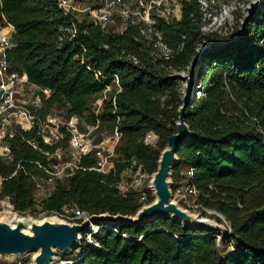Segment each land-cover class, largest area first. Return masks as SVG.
<instances>
[{
  "label": "trees",
  "instance_id": "obj_1",
  "mask_svg": "<svg viewBox=\"0 0 264 264\" xmlns=\"http://www.w3.org/2000/svg\"><path fill=\"white\" fill-rule=\"evenodd\" d=\"M178 2V17L157 8L151 11L153 25L165 40L173 46L182 41L162 60L151 58L149 40L129 19L116 28L115 23L123 21L119 16L101 25L84 10L64 11L58 0H0V19L3 13L14 25L13 43L6 52L9 67L25 71L37 86L50 87L49 95L32 109L41 116L74 114L80 128L97 118L95 141L116 127L120 134L114 145L119 154L112 155L115 176L127 159H133V168L138 163L149 172L156 168L160 149L176 130L164 124L177 115L168 104L176 109L181 102L169 67L187 64L204 38L221 44L203 58L198 81L204 94L187 106L185 120L193 132L180 142L172 174L180 160L191 166L201 203L229 222L232 250L221 251L229 240L223 235L217 240L218 229L185 226L169 216L158 215L141 225L98 220L92 241L81 238L62 253L75 258L70 264H264V0L254 13L244 15L236 38L202 30L198 0ZM106 83L110 87L103 96ZM61 128L63 136L56 142L44 141L35 126L17 127L5 136L10 155L0 156V197L8 195L14 209L49 211L77 203L91 212H116L131 206L136 210L152 199L141 201L140 190L133 186L118 192L110 184L113 178L107 177L111 171L90 167L95 150L80 154L71 172L55 177L52 189L35 198V177L45 178L44 167L56 159L55 149L69 146L70 132ZM147 129L159 133L153 143L141 141ZM69 157L63 152L62 158ZM199 209L222 220L215 212Z\"/></svg>",
  "mask_w": 264,
  "mask_h": 264
},
{
  "label": "built area",
  "instance_id": "obj_2",
  "mask_svg": "<svg viewBox=\"0 0 264 264\" xmlns=\"http://www.w3.org/2000/svg\"><path fill=\"white\" fill-rule=\"evenodd\" d=\"M134 6H130V0H101L98 5L84 4L82 7H78L71 3L69 0H58V4L64 11L84 10L87 15L96 23L101 25L106 24L112 20L113 16H119L123 19L122 23L118 24L117 28L124 26V20L129 19L132 22H136L138 26V32L143 38H146L150 42L149 54L152 59H168L172 56L174 50L181 46L182 41H179L175 46L171 45L165 40L160 32L154 25V17L151 14L153 8H157L160 12L165 13L158 8L163 2L162 0H133ZM210 0H198L201 10V29L205 30V24L207 18L204 14V10ZM174 11L175 16L180 15L179 2L176 3ZM169 12V9H167ZM168 14V13H165ZM73 30V27H71ZM14 32L13 23L1 13L0 19V156L6 158L9 156V145L5 140L6 135H11L15 132L17 127L27 128L35 126L37 132L41 135L42 139L46 142H56L63 136L64 126L66 130L70 132L68 142L72 147V156L69 158H62L57 151L60 147L55 149L56 159L51 162L49 167H44L46 171L45 178L35 177L33 196H41L53 187L55 177H61L68 174L73 170L76 163V157L80 154L91 152L95 150L96 157L93 159L92 165L97 170L109 171L112 166L111 163L106 165V162L110 159L114 151V145L119 137V130L115 127L105 138L95 141L92 131L98 125V119L96 118L94 123L87 124L86 128H80L77 124V116L71 114L65 118L55 113H46L44 116L36 113L32 106L39 105L42 97H47L50 92L48 86H37L28 81L25 71H19L9 67L6 57L7 49L12 45V33ZM72 34V33H71ZM202 40H206L205 38ZM200 40V41H202ZM198 41L195 45L196 51L201 48L203 44ZM195 51V52H196ZM136 61V57L131 55ZM95 74L97 72L95 71ZM113 81L117 88H119L117 75L114 74ZM27 88L25 90L24 88ZM110 87V83H106L103 88V96L105 90ZM26 91V92H25ZM102 96L97 97L96 103L100 104ZM33 146H36V141L33 139H27ZM110 140L111 142H107ZM154 140L152 132L147 131L144 136V142H150ZM47 152V151H46ZM99 152H102L98 155ZM128 166H133V159H127ZM140 168V164L137 165ZM184 171L187 175V179L184 183L176 186V191H181L185 195L184 204H180L192 208H204L199 200V189L192 182L193 170L190 165L185 164ZM3 178L0 175V181ZM129 186L118 187L117 190L120 193H125ZM173 195V190H172ZM139 197H144L140 194ZM174 197V195H173ZM6 202L9 203V196L4 195ZM175 198V197H174ZM176 199V198H175ZM177 200V199H176ZM46 211V210H44ZM54 212L55 215L67 217L71 220L80 221L87 217L91 211L80 206L77 203H65L59 209L49 210ZM47 211V212H49ZM97 222H90L89 227L82 232L80 238H85L89 241L93 240V232L98 228ZM220 235L217 234V240ZM233 247V245L231 244ZM75 260L72 256H65L62 253L57 254L56 251L53 255L51 264H70ZM13 261L14 264H32V258L17 257ZM1 264V263H0Z\"/></svg>",
  "mask_w": 264,
  "mask_h": 264
},
{
  "label": "water",
  "instance_id": "obj_3",
  "mask_svg": "<svg viewBox=\"0 0 264 264\" xmlns=\"http://www.w3.org/2000/svg\"><path fill=\"white\" fill-rule=\"evenodd\" d=\"M260 3L261 0L255 1L249 9V14L254 13ZM240 32L241 28L234 33L233 38L238 37ZM220 45L204 43L189 62L182 102L177 108L176 130L168 135L166 144L158 156L157 166L149 178V186L154 193L152 200L142 203L133 213L104 210L91 212L80 221H69L55 214L34 218L14 209L16 214L13 217H0V256L14 257L33 250L32 264H51L56 250L65 252L76 246L80 242L81 233L89 227V223L98 220L109 222L125 220L141 225L145 220L161 215L169 216L185 226L224 228L217 219L202 215L180 204L172 195L170 179L171 166L178 158L176 153L178 146L193 132L185 120V115L187 106L196 96L197 76L203 58L207 51ZM214 212L224 219L220 212Z\"/></svg>",
  "mask_w": 264,
  "mask_h": 264
},
{
  "label": "rangeland",
  "instance_id": "obj_4",
  "mask_svg": "<svg viewBox=\"0 0 264 264\" xmlns=\"http://www.w3.org/2000/svg\"><path fill=\"white\" fill-rule=\"evenodd\" d=\"M69 1L71 3H73V4H75L78 7H82L84 4L90 2V0H69ZM93 1H97V0H93ZM162 1L163 2L161 4H163V6L161 7V10L164 11L165 13H168V14H174V11L172 9H175L176 3L178 2V0H162ZM255 1H257V0H210V2L207 4V6H206V8L204 10V14H205V16L207 18L206 19L207 22L205 24V30L214 31L219 36H228L229 37L231 34L234 35V33L240 28V24H241V22L243 20L244 15L247 12H249V9L253 6ZM129 4H130V6L133 7L134 6V1L130 0ZM167 9H169V12L167 11ZM115 24L117 26H119L118 25L119 23H115ZM200 43L201 44L206 43L208 45H213L211 42H209V39L208 40L207 39L206 40H202V41H200ZM195 51H196V49H195ZM194 54L190 57V59H189L187 64H185L183 66H180V67H175V66H170L169 67V71L176 75V80L178 81L177 89L181 93V95H180L181 102H182V95L184 93V88H185V85H186V75L188 73V65H189V62H190L191 58L194 56ZM200 78H201V71L199 72V74L197 76L196 96L204 94V91L199 89L200 82L198 80ZM24 89L27 90L26 87ZM196 96H195V98H196ZM181 102L178 104V106L181 104ZM170 106H171V104H168V109L171 111V113H172V110H175L177 112L178 106H177L176 109L173 108V105L171 107ZM177 115H178V112H177ZM177 115H176L174 121H171L170 119H168L164 123L165 126L170 125V126H173L176 129L175 122L177 120ZM84 122H85V120H84ZM147 131L152 132V134L154 136V140L159 134L158 131H156L154 129H147L143 133L142 140H141L142 142H144V136H145V133ZM108 134L109 133L103 134L100 137V139L105 138ZM100 139H98V140H100ZM154 140L152 142H154ZM166 141H167V139H166ZM107 142H111V141L108 140ZM161 149H160V151H161ZM57 151L60 153L61 156H62L63 152H65L67 155H69L71 157L73 150H72L71 146H67L66 148H60ZM160 151H159V154H160ZM101 153L102 152H99L98 155H100ZM176 153H177L178 158H179V153L177 151H176ZM113 154L114 155H118L119 153L113 151ZM159 154H158V156H159ZM112 155H111L110 159L106 162V165L109 164V163L112 164V166L109 169V171H111V172H108V175H107L108 178H113V180H112V182L110 184L115 186L116 189L118 187H121V184L123 186H133V187L137 188L138 190H140V193L143 194V196H144V197H139V199L141 201L147 200V198L149 196H151L152 199H153L154 193L152 191V188L149 186V178H150L151 173H152L153 170L151 172H149L147 170V168L143 167L142 164L138 163V164H140V168H138V166H137L138 164H136L135 168H133V166H128V168H126L127 166H125L118 173V175L115 176L114 173L112 172V169H113V167L115 165L114 158H112ZM8 157L9 156H7L6 158H8ZM77 157H76V159H77ZM129 158H131V157H129ZM157 161H158V157H157V160H156V166H157ZM185 164H187V163L182 161V160H180L179 164H178V167H177V172L175 174H172V166H173V164L171 166L170 179H171V181H172L173 178L175 179V187L179 186L182 183H184L186 181V179H187V175H186V173L184 171ZM105 172H107V171H105ZM173 195L177 199L178 202H181L182 204H184L182 201L184 200L185 195H183L181 191H176L174 189L173 190ZM39 197L40 196H38V195L36 196V198H39ZM146 202H149V201H146ZM146 202H144V203H146ZM10 206L12 207V204H11L10 201H9V203H7L5 198L0 197V217L7 216L8 212L12 211V209H10ZM132 207L133 206H131L130 209H128L126 211L124 210L123 212L133 213L135 210H132ZM104 210L105 209H103V210L101 209V211H104ZM191 210L197 211V212H199L202 215H205V216H208V217L216 219L213 216H209L207 214H203L199 208L192 207ZM205 210L208 211V212L216 211V210H214L212 208H209V207H207ZM94 212H100V211H94ZM19 213L24 214V215H30V216H32L34 218H41V217H44V216L54 215V212H51V211L47 212V211H44V210L40 209L39 207L35 211H24V212L19 211ZM60 217H62V216H60ZM63 218L71 221V219H69L67 217H63ZM96 222L97 221H94V223H96ZM219 222L222 225H224V228H219L218 230H219L220 233H217V234L223 235L227 240H229L227 245H223L221 247V251L223 253H228V252H230L232 250V246H231L232 242L230 241V239H228L229 238L228 233L230 231L229 222L225 218L222 219ZM63 252L64 251L56 250L57 254H61ZM33 253H34V251L31 250V251H28L24 255H18V256H14V257H9V256L2 257V256H0V263L4 264V262H11V260H14L17 257H24V258L30 259L32 257Z\"/></svg>",
  "mask_w": 264,
  "mask_h": 264
},
{
  "label": "bare ground",
  "instance_id": "obj_5",
  "mask_svg": "<svg viewBox=\"0 0 264 264\" xmlns=\"http://www.w3.org/2000/svg\"><path fill=\"white\" fill-rule=\"evenodd\" d=\"M10 208L12 209V211H9L8 212V215H7V217H9V218H11V217H13L15 214H16V211L10 206ZM11 215V216H10ZM220 228V227H219Z\"/></svg>",
  "mask_w": 264,
  "mask_h": 264
}]
</instances>
